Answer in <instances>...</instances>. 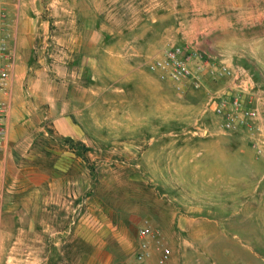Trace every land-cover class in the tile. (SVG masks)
<instances>
[{"label":"rangeland","instance_id":"rangeland-1","mask_svg":"<svg viewBox=\"0 0 264 264\" xmlns=\"http://www.w3.org/2000/svg\"><path fill=\"white\" fill-rule=\"evenodd\" d=\"M18 2L34 21L29 27L41 30L27 88L78 99L73 120L86 143L65 142L75 151L67 168L80 175L83 198L76 215L73 207L47 213L23 205L19 229L7 235V245L18 238L23 255H2L1 264H79L97 242L135 264L144 226L160 230L170 264H264V157L247 129H222L211 102L230 85L212 72L244 68L252 90L243 96L258 107L256 133L264 139V0ZM174 45L192 56L205 88L178 93L149 70ZM42 105L35 121L56 138ZM49 145L41 133L36 150ZM91 204L98 226L89 236L77 227ZM58 219L54 246L41 223ZM34 221L37 228L28 229ZM28 247L37 254L24 255ZM160 255L152 244L148 264H159Z\"/></svg>","mask_w":264,"mask_h":264},{"label":"crops","instance_id":"crops-1","mask_svg":"<svg viewBox=\"0 0 264 264\" xmlns=\"http://www.w3.org/2000/svg\"><path fill=\"white\" fill-rule=\"evenodd\" d=\"M10 20L13 66L10 88L8 94L4 95L9 106L7 138L0 148V264L2 255H23L17 247L18 238L15 242L10 239L7 245L8 230L14 235L20 227L17 218L23 205L31 212L37 211L38 205L47 213H60L72 207L75 215L79 212L83 198L80 175L69 172L67 168L69 162H76V156L75 151L69 149L65 139H78L79 142L86 143L83 141V130L73 120V116L81 112L75 95H59L51 91L42 97L35 89L32 90L31 86L29 89L26 86L31 81L29 72L33 70L30 66L32 49L35 47L34 43L41 38V30L29 27L33 19L24 12L23 3L18 0H11ZM34 71L40 75L41 70ZM35 96H39L40 101L32 103ZM42 104L46 105L56 138L45 131L44 127H39L35 121L43 107ZM41 133L50 143L49 148L45 147L43 154L36 150V139ZM49 159L50 165L46 163ZM93 211L91 204L84 214V223L81 220L77 227L79 232H85L89 236H92L93 230L98 226L93 220ZM10 219L13 223L9 226ZM41 224L45 234H51L57 239L58 243L54 242V246L59 245L62 234L58 228L59 219L57 223L43 221ZM73 224L75 225V222ZM29 228H37L36 221L32 222ZM97 244L98 242L95 243L97 247L92 255H85L79 264H124L125 255L104 253L102 245ZM36 254L37 251L30 247L24 253ZM130 260L132 261V258Z\"/></svg>","mask_w":264,"mask_h":264},{"label":"built area","instance_id":"built-area-1","mask_svg":"<svg viewBox=\"0 0 264 264\" xmlns=\"http://www.w3.org/2000/svg\"><path fill=\"white\" fill-rule=\"evenodd\" d=\"M12 37L11 20L5 0H0V148L7 138V118L9 106L4 98L8 94L12 78L13 54L10 46ZM192 56L179 45L167 48L157 56L149 65V70L156 74L163 82L170 83L178 93L188 90H201L205 88L203 82L194 75L191 69ZM202 70V69H201ZM213 75L225 77L230 85L225 92L217 93L211 97L215 102V111L222 118V129L228 133L247 129L252 133V147L259 157H264V139L258 130V107L247 104L245 97L250 93L251 78L244 68L233 70L223 66ZM256 134L258 137H256ZM139 245L135 253V264H148L151 257L152 244H156L161 252L159 264H170L172 251L163 249L161 232L151 226H144L139 230Z\"/></svg>","mask_w":264,"mask_h":264},{"label":"trees","instance_id":"trees-1","mask_svg":"<svg viewBox=\"0 0 264 264\" xmlns=\"http://www.w3.org/2000/svg\"><path fill=\"white\" fill-rule=\"evenodd\" d=\"M68 142H70V140H68Z\"/></svg>","mask_w":264,"mask_h":264}]
</instances>
